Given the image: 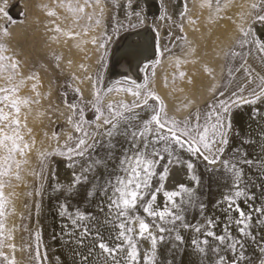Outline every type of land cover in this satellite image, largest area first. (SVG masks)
<instances>
[{
	"label": "rangeland",
	"instance_id": "1",
	"mask_svg": "<svg viewBox=\"0 0 264 264\" xmlns=\"http://www.w3.org/2000/svg\"><path fill=\"white\" fill-rule=\"evenodd\" d=\"M117 3L120 7H114ZM252 3H260V0H220L221 11L217 12L215 0H212L211 6L209 0H133L131 7H128L127 0H100L99 4L95 0H89L88 4H85V0H0V8L4 10L0 12V45L7 49L6 52H0V55L12 56L21 62L25 83L20 87L19 96L37 99L32 91L34 83L37 85L36 91L41 93L38 98L40 104L31 105L27 119L28 127L32 129L31 137L25 134L26 141L35 139V145L27 152L26 157L22 158L17 154V159L27 160V163L22 164V179L11 177L10 186L3 190L10 201L4 217V236L7 238L11 235L14 239L4 240V245L0 248L3 253L0 255V264H9L13 256L16 264H37L33 255L37 247L35 234L38 231L42 237L39 249L41 253L47 254L43 264H61L55 251L67 243L65 233L72 230L69 229L70 223L68 224L65 217H60L59 214L54 217L61 204L66 203L70 211L79 208L81 212L97 217L96 207L100 197L85 199L87 185L73 190V194L68 196V186L61 187L57 184L56 171L60 164L74 163L80 166L83 163L79 157L69 160L67 152L58 146L54 137V133H58L59 145H63L66 133L72 131L71 125L65 122L69 110L61 102L64 93L67 92L66 100L70 103L78 101L73 89L79 88L85 101H94L96 93L99 92L104 104L111 102L119 105L132 103L136 99L125 89L143 92V86L147 85L162 98L169 116L183 119L197 110L203 112L206 105L223 98L218 95L220 91L227 95L244 82L243 69L237 71L242 60L232 54L234 51L247 57L245 67L255 69L254 76L256 73L264 76L261 54L256 53L251 45L241 49L237 43L242 35L240 28L251 29L258 40L260 38L255 30L259 28L258 31L264 34V23L255 19L260 10H253ZM184 4L187 5L186 8L183 7ZM81 6L84 7L83 12L78 11ZM5 12L7 16L4 15ZM49 12H54L55 15H48ZM134 12H140V17L137 18ZM181 12L186 13L183 18ZM140 19L143 23H140ZM97 20L100 21L99 24L96 23ZM193 20L196 21L195 24L191 23ZM56 27H59V32L55 31ZM5 28L8 35H5ZM132 46L142 47L136 48L138 54L129 61L127 57L134 51ZM249 48H252L251 54ZM121 62L123 65L128 63L129 70L122 69ZM116 64L118 65L113 66ZM111 70L118 75H111ZM180 72L185 75L180 77ZM131 73H139V79ZM36 74L37 80L27 79L28 76ZM19 79L17 77V82ZM4 83L0 78V85ZM251 87L253 84H248V88ZM109 88L113 91L109 92ZM57 106L63 115L53 110ZM253 109H259L260 115H256ZM136 111L141 112L143 118V110ZM24 112H28V109L22 107V113ZM244 114L250 119L263 116L264 102L233 108L230 113L233 127L229 151L234 146V139L237 137L235 133H239L237 119ZM91 117L89 111L88 118ZM244 147L249 151V158H252L249 144ZM42 153L50 155L45 157ZM97 153L100 157L105 156L103 148H98ZM116 155L118 157L119 152ZM193 161L200 179L194 199L207 205L206 215L217 217V223L220 220L225 223L223 212L222 215H216L215 210L216 202L221 198L217 196L229 190L225 183L228 174L210 170L220 169V164L208 165L195 158ZM113 167V164H108L109 169ZM248 168L245 166V173ZM171 170L170 178L168 177L165 184L171 180ZM100 174L103 175V169ZM250 178L246 176L247 188L250 196L255 199H249L248 204L243 205L246 206V211L248 207H264L262 187L259 184L255 187L257 181ZM58 186L64 191L57 190ZM182 203L187 204V201ZM252 215L255 240L243 238L248 259L241 264H259L257 257L264 259V252L252 249L262 232L258 219L260 214L253 211ZM187 219L190 223H196L203 221L204 217L189 209ZM58 220L63 222L61 224L65 223L62 231H59L61 235L54 234L53 225ZM100 230L105 232L103 228ZM217 230L216 226L215 231ZM232 230L234 236L239 235L236 229ZM187 231L190 235L194 234L190 229H180L179 234L185 236ZM222 234L226 233L223 231ZM165 235L166 241L158 245L156 264H166L167 254L171 258L170 264H216L217 256L211 251V247L215 245L223 248L209 237L207 255L197 251L195 254L182 248L184 242L173 247L177 242L168 237V234ZM197 235L195 233L193 236ZM9 243H13L15 248L8 247ZM140 246L146 249L149 244L141 241ZM221 254L228 260L231 259V254ZM141 255L143 256V252Z\"/></svg>",
	"mask_w": 264,
	"mask_h": 264
},
{
	"label": "snow or ice",
	"instance_id": "2",
	"mask_svg": "<svg viewBox=\"0 0 264 264\" xmlns=\"http://www.w3.org/2000/svg\"><path fill=\"white\" fill-rule=\"evenodd\" d=\"M132 2L133 0H127L128 7L132 6ZM88 3L89 0H85V4ZM95 3L99 4L100 0H95ZM215 3L216 11L220 12V0H215ZM211 5L212 0H209V6ZM114 7L120 5L117 3ZM183 7L186 8L187 5L184 4ZM251 8L260 10L255 19L264 23V0L252 3ZM3 11L0 8V12ZM78 11L83 12L84 7H79ZM133 14L137 18L140 17V12ZM4 15L7 16V13ZM48 15L55 13L49 12ZM180 15L183 18L186 13L181 12ZM96 23L99 24L100 21L97 20ZM140 23H143L142 19ZM191 23L195 24L196 21L193 20ZM4 31L5 35H8L6 28ZM55 31L59 32V27H56ZM240 32L241 39L237 41L240 48L251 45L256 53L261 54V61L264 62V41L258 40L251 29L240 28ZM252 48H249V54ZM6 51L7 49L0 45V52ZM232 54L242 60L237 71L243 69L244 82L227 95L220 91L218 95L223 97L222 99L206 105L203 112L197 110L188 118L176 119L169 116L162 98L147 85L143 86V92L125 89L136 99L132 103L119 105L111 102L104 104L99 92L96 93L94 101H85L79 88L73 89L78 101L70 103L66 100L67 92L64 93L61 102L69 110L65 122L71 125L72 131L66 133L63 145H59L58 133H54V137L58 146L67 152L69 160L74 157L83 160L79 170L72 173L66 194L71 196L73 190L87 185L84 191L85 199L99 196L97 209L104 215L103 220L98 221L91 213L81 212L79 208L70 211L66 203L61 204L58 214L70 221L72 229L65 233L67 243L81 247L85 244V238H90L92 243L88 245L89 253L98 250L106 261L111 260V264H156L158 245L166 241L165 234L174 238L177 244L173 247H177L184 242L179 230L190 229L198 234L191 238V245L198 253L207 255L209 237L223 246L211 247V251L217 256L216 264L226 262L241 264L248 259L243 238L255 240L252 231L253 211L260 214L258 219L264 230V207L248 208L245 211V207L242 206L246 205L249 199H255L248 192L245 166L251 168L260 165V170L264 171V159L249 158L244 145L256 143L251 137L240 139L229 151L233 127L230 113L234 107L264 102V76H260L259 73L254 76L255 69L245 67L247 65L245 55L235 51ZM21 67L18 59L0 55V78L5 81L0 85V248L3 247L5 239L9 241L14 239L11 235L7 238L4 236L6 228L4 217L10 201L3 190L10 186L11 177L16 180L22 179L20 174L22 164L27 163V160L17 159V154L22 158L26 157L27 152L35 145V139L26 141L25 134L29 137L32 134V129L27 124L31 105L40 104L38 98L41 93L36 91L35 83L32 85V91L35 92L37 99L19 96L20 87L25 83ZM179 75L183 77L185 73L180 72ZM17 77L20 78L19 82ZM27 79L37 80L38 74L28 76ZM250 83L253 87L248 88ZM108 91L111 92L113 89L109 88ZM22 107L27 108L28 112L22 113ZM136 109L143 110V118L141 112H137ZM53 110L60 115L64 114L58 106ZM89 111L92 114L91 119L88 118ZM253 111L260 115L259 109ZM261 118L264 119V116ZM235 135L238 136L239 133ZM260 137L264 138V131L260 133ZM260 147L264 152V145ZM98 148L105 150V156L98 155ZM225 153L228 155L225 156ZM42 155L47 157L50 153ZM193 158L208 165L220 164V169L210 170L228 174L225 183L229 190L222 193L216 202L217 210L222 211L225 218V223L221 227L226 234L216 233V217L206 215L207 205L194 199L195 192L191 187L180 184L178 190L166 189L165 182L173 167H182L190 175L191 181L199 184L200 179L196 174ZM110 163L114 165L111 169L108 168ZM68 166L74 168L75 164ZM101 169L103 175L100 174ZM57 190L64 191L59 186ZM161 195L164 200L159 203L158 197ZM184 200L187 204L182 203ZM189 209L203 216V221L188 222ZM232 213H235V216L231 215ZM67 227L68 225H65V228ZM233 227L239 236L233 235ZM101 228L108 230L110 237L104 236ZM113 230L114 234H111ZM41 238V233L36 232L37 247L33 258L37 260V264H43V260L47 258L46 252L41 253L39 249ZM141 241H147L149 247L141 248ZM8 247L14 249L15 245L9 243ZM259 248L264 252V243L259 244ZM222 252L231 254V259L228 260L221 254ZM74 254L79 255L82 260L88 259V256L82 253ZM0 255L3 253L0 252ZM257 260L259 264H264V259L257 257ZM9 264H16L14 256Z\"/></svg>",
	"mask_w": 264,
	"mask_h": 264
},
{
	"label": "bare ground",
	"instance_id": "3",
	"mask_svg": "<svg viewBox=\"0 0 264 264\" xmlns=\"http://www.w3.org/2000/svg\"><path fill=\"white\" fill-rule=\"evenodd\" d=\"M264 27V26H263ZM259 29V28H258ZM256 31V33L258 34V37L260 38L261 41H264V34H262V32L259 30ZM140 32V31H139ZM145 39V37H144ZM124 41V40H122ZM145 41V40H144ZM130 42H133L130 41ZM143 42V41H142ZM141 43V41H140ZM133 44V43H132ZM142 44V43H141ZM144 44V43H143ZM142 44V45H143ZM148 44V43H147ZM122 45V44H121ZM134 45V44H133ZM146 45V43H145ZM120 46V45H119ZM148 46V45H147ZM142 46L140 47H137V46H132L131 49H134L133 53L130 54L127 59H129V61H132L135 57L136 52V48H141ZM124 49V48H123ZM122 49V50H123ZM143 49V48H142ZM146 49V47H145ZM118 50V49H117ZM148 51V49H147ZM125 53V52H124ZM148 53V52H147ZM121 54V52H120ZM149 55V53H148ZM124 56V55H123ZM137 58V57H136ZM120 59V58H119ZM118 59V60H119ZM126 61V60H124ZM115 62V61H114ZM119 62V61H118ZM117 62V63H118ZM122 63V62H121ZM118 64L116 65H113V66H117ZM128 63L124 64L122 63L121 65V68L124 69V70H129L128 68ZM133 65V64H132ZM134 67V66H133ZM132 72V71H131ZM111 75H118V73H114L112 72L111 70ZM123 74V72H122ZM132 74V73H131ZM110 75V76H111ZM121 75V74H119ZM124 75V74H123ZM132 76L136 77L139 79L140 77V74H132ZM127 77V76H126ZM113 78V77H112ZM250 113V112H249ZM249 115V114H248ZM241 116V115H240ZM264 116V115H263ZM261 116H259L258 118H255V119H250L246 114H244L243 116L239 117L237 119V123H238V126H239V135L234 139V145L237 144L239 142L240 139H242L241 136H245V137H251V139H253L254 141H256L255 144H252V145H249L250 146V155L252 156V158H260V159H264V152L261 151V147L260 145H264V138H261L260 137V133L262 131H264V119L261 118ZM249 152V151H248ZM250 157V156H249ZM69 164H74V163H62V164H58L59 167L56 171V180H57V184L60 185L61 187L62 186H68L70 181L72 180V173L74 171H77L76 169H78L80 166L79 165H76L75 164V167L74 168H69ZM260 165H257L256 167H249L246 171V176L247 177H253L256 182V184L254 185L255 187L257 186L258 187V184L262 187V190L261 192L263 191L264 192V171L260 170ZM171 180L169 182H167L166 185V189L167 190H178V186L180 184H185L186 186H189L191 187L194 192H195V195L197 194L198 192V185H196L193 181H191V178H190V175L182 168V167H173L172 170H171ZM170 178V177H169ZM250 178V179H251ZM250 181V180H249ZM166 183V182H165ZM250 183V182H249ZM254 184V182H253ZM254 188V187H253ZM253 190V189H252ZM262 192V193H263ZM263 195V194H262ZM221 194H219L217 197H220ZM164 200L163 196L161 195L160 197H158V202L159 203H162ZM183 202V201H182ZM248 204V203H247ZM243 206V205H242ZM248 206V205H247ZM244 207V206H243ZM246 207V206H245ZM97 208V207H96ZM249 208V207H248ZM213 210V209H212ZM217 210V209H216ZM215 210V214L216 215H219L222 213V211H219ZM246 211V210H245ZM213 212V211H212ZM211 212V213H212ZM217 212V213H216ZM219 213V214H218ZM58 215V212L55 213L54 217H56ZM222 215V214H221ZM233 216H235V213L231 214ZM210 216V215H209ZM61 217V216H60ZM58 218V217H57ZM104 218V215L101 214L98 209H97V220H103ZM217 218V217H216ZM60 219V218H59ZM62 220V218H61ZM65 221V220H63ZM62 222V221H61ZM61 222L58 220L57 223H55V225H53V228H54V234H59V231H62V228H63V225L65 224H61ZM225 222V221H224ZM63 223V222H62ZM70 222L68 221V224ZM224 223L221 222H218L217 223V234H222L223 232V229L221 227V225H223ZM67 225V224H66ZM71 227V225H70ZM71 229V228H69ZM102 229V228H101ZM104 229V228H103ZM232 229L235 230V227H233ZM105 232H103V235L106 236V237H110V232L106 229H104ZM233 231V230H232ZM188 232V231H187ZM235 233V231H234ZM111 234H114V230H113V233ZM184 234V233H183ZM191 234V233H190ZM189 232L187 235H183L184 236V244H183V249H187L188 251H190L191 253H196L195 249L193 248V246L191 245V238L193 237V235H190ZM237 234V233H236ZM261 234V237L260 239L258 238V242L252 246V249L254 251L260 249L259 248V244H261L260 241H264V230H262V232L260 233ZM61 235V234H59ZM235 235V234H233ZM198 236V235H197ZM239 236V235H238ZM58 237V236H57ZM61 237V236H60ZM67 237V236H66ZM62 238V237H61ZM59 241V240H58ZM111 242V241H110ZM63 243V242H61ZM92 241L90 238H85V244L81 247H77L75 244H69V243H66L64 245H62V247L60 246L59 248H57V251H55L58 255V257L60 258L61 260V264H111V260L108 259L106 261V258L104 256H102L100 254V252L98 250H93L91 252V254L89 253V249H88V245L91 244ZM263 243V242H262ZM57 246V244L55 245ZM181 247V246H180ZM86 249H88L86 251ZM74 252L76 253H82L83 255L85 256H88V259L87 260H82L80 258L79 255H75ZM257 252V251H256ZM260 252V251H258ZM261 253V252H260ZM263 253V252H262ZM168 256V259H167V263L166 264H170V256L169 254H167Z\"/></svg>",
	"mask_w": 264,
	"mask_h": 264
}]
</instances>
